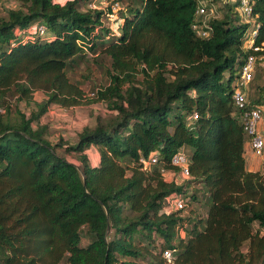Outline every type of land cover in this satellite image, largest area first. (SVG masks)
I'll return each mask as SVG.
<instances>
[{"label":"trees","instance_id":"1","mask_svg":"<svg viewBox=\"0 0 264 264\" xmlns=\"http://www.w3.org/2000/svg\"><path fill=\"white\" fill-rule=\"evenodd\" d=\"M8 1L0 13V264H264V176L245 168L247 134L230 83L248 54L254 64L261 58L264 0H247L250 21L237 0L224 1L205 37L190 27L198 0H116L118 16L91 0ZM38 21L43 36L28 32ZM255 23L259 50L243 37ZM100 52L108 81L87 96L65 70ZM37 90L43 97L26 115L16 101ZM248 100L245 109L264 104V84ZM95 101L109 114L73 143L52 142L32 124L50 104ZM181 148L189 177L165 179L161 169L176 171L169 157ZM150 151L157 161L142 168L138 156ZM187 188L192 200L200 190L203 214L182 215L186 203L163 210L165 197Z\"/></svg>","mask_w":264,"mask_h":264},{"label":"rangeland","instance_id":"2","mask_svg":"<svg viewBox=\"0 0 264 264\" xmlns=\"http://www.w3.org/2000/svg\"><path fill=\"white\" fill-rule=\"evenodd\" d=\"M205 4V17L211 18L213 16H219L224 9V1L228 0H201ZM236 1V0H229ZM126 0H122L123 4ZM119 3V2H118ZM10 5L8 0H0V13L3 12L4 6ZM120 6V4H119ZM120 8V7H119ZM122 9L116 10V15H120ZM242 19V18H241ZM106 22L105 17L103 18ZM109 19L108 21H110ZM244 20V19H243ZM251 24V23H250ZM248 24L247 30L244 33V40L247 38L249 27L252 26ZM30 31H34L36 27V22L30 24ZM118 31V28L115 29ZM109 60L108 57L103 53L87 54L84 56L76 57L68 67H66V74L68 78L76 82L79 87L83 90L85 95H91L94 90L98 87H102L108 81V76L106 73V68L108 67ZM264 48L262 49V55L260 60H257L254 64L252 71V78L249 80L247 85V97L254 96L256 90L264 84ZM227 75L226 72L223 73V77ZM230 83H232L233 79ZM43 97L40 91H34L32 93V99L28 103L23 101H16L17 106L23 110L26 115H29L31 111L35 110L36 102ZM9 101L13 104V98H9ZM13 107V105H12ZM264 108V106H263ZM109 110L106 108L103 101H95L88 104H78L71 107H61L56 104L48 105L47 109L43 114H41L36 120L32 122L35 124L44 125V137L52 142L55 141H65L67 143H73L76 140V134L82 126L93 125L95 122V117L97 115L106 116L109 114ZM263 117V114H262ZM261 117V118H262ZM57 152L63 154L67 159L73 161L75 164L79 165V160L77 154L73 151L64 152L63 147H57ZM186 152V151H185ZM85 154L87 156L88 162L93 164L96 162L97 150L95 146H88L85 149ZM166 179L173 178L172 175H165ZM198 188V187H196ZM188 189V188H187ZM186 191V205L180 213L184 216L189 215H201L204 210V202L201 196L200 190L196 189V195L198 198L192 200L189 196V191ZM58 264H64L61 260Z\"/></svg>","mask_w":264,"mask_h":264},{"label":"built area","instance_id":"3","mask_svg":"<svg viewBox=\"0 0 264 264\" xmlns=\"http://www.w3.org/2000/svg\"><path fill=\"white\" fill-rule=\"evenodd\" d=\"M238 4L236 6L239 14L244 21H250L251 18L249 16L250 6L247 0H237ZM109 5L110 10L114 13L120 7L118 1L116 0H91L88 2L87 6L103 8L105 5ZM205 4L201 0H198L195 8V21L191 24V29L193 32L198 35L205 37L210 32V25L207 17H205ZM214 17V16H213ZM257 24L249 27V31L247 34L246 45L250 46L252 50L261 49L258 45L252 44V37L255 34ZM28 27V32L31 34L37 33L38 35H45L46 28L44 23L38 21L36 22V27L34 31H30ZM254 55L252 53L248 54L244 61L239 65L237 70V75L234 78L231 89V100L235 107L242 110L241 120L243 124V129L247 134L246 144L251 152L258 157L259 159V170L262 172L264 176V131L259 130L257 127L258 121L261 119L262 114L264 112V104L253 105L248 109L244 107L248 104L249 100L246 95L247 85L249 80L252 78V71L254 68ZM2 109L0 108V111ZM196 116L193 113L192 118ZM138 162L141 164V167H148L150 164L157 161V155L154 151H150L146 156L139 155ZM187 155L183 148L176 150L169 157V163L172 166L177 167L176 171L173 170H164L161 169L163 174L168 173L175 176L176 180H182L183 178L189 177L188 169H187ZM174 178V177H173ZM186 203V197L180 194H171L163 199L162 208L165 211L176 210L182 208ZM162 254L168 259L170 256V251L165 249L162 251Z\"/></svg>","mask_w":264,"mask_h":264},{"label":"crops","instance_id":"4","mask_svg":"<svg viewBox=\"0 0 264 264\" xmlns=\"http://www.w3.org/2000/svg\"><path fill=\"white\" fill-rule=\"evenodd\" d=\"M59 2H63L64 0H56ZM246 42V41H244ZM234 81V79H233ZM232 81V83H233ZM257 127L259 130H264V112H263V117L258 121ZM90 146H93L90 144ZM243 158H244V165L245 168L248 170H256L259 169V159L257 156H255L251 150L248 148L247 144L244 143L243 145ZM98 160V154L96 155V162ZM95 162V163H96ZM93 163V164H95ZM165 175H169V173L164 174V178L166 179Z\"/></svg>","mask_w":264,"mask_h":264}]
</instances>
